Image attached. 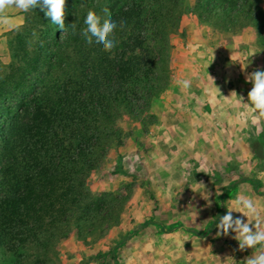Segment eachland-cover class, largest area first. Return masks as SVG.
Segmentation results:
<instances>
[{
  "label": "trees",
  "instance_id": "1",
  "mask_svg": "<svg viewBox=\"0 0 264 264\" xmlns=\"http://www.w3.org/2000/svg\"><path fill=\"white\" fill-rule=\"evenodd\" d=\"M140 2L65 0L64 30L36 7L8 32L10 61L0 65V264H58L56 245L71 230L86 242L118 223L126 198L94 195L87 179L121 144L122 115L145 111L168 86L179 4ZM105 7L118 26L107 52L79 35L87 13L104 18ZM191 11L230 33L262 30L258 0H194Z\"/></svg>",
  "mask_w": 264,
  "mask_h": 264
},
{
  "label": "rangeland",
  "instance_id": "2",
  "mask_svg": "<svg viewBox=\"0 0 264 264\" xmlns=\"http://www.w3.org/2000/svg\"><path fill=\"white\" fill-rule=\"evenodd\" d=\"M193 4L194 0H179L182 11L177 6L173 8L177 22L175 29L169 31L166 88L175 80L177 69L186 70L189 65L177 63V57H186L184 61L191 55L196 58L194 50L201 41L209 50L249 28L246 36H254L264 52V0H258L261 12L257 20L262 30L246 25L235 33L200 20L191 11ZM136 5L142 6L140 0H136ZM260 60L263 65L264 57ZM162 92L150 99L145 111L122 115L117 122L121 144L110 147L103 162L87 179V188L94 195L106 192L126 198L118 223L108 227L101 237L86 242L71 230L56 245L58 264H213L216 253L205 246L214 239L206 235L215 229L222 215V197L216 206L195 205L190 186L221 176L205 156L213 146L206 138L214 137V133L199 136L205 140L193 141L189 133L176 136L172 121L171 131L164 128V134L159 129ZM256 126L248 123V149L264 145V140H260L264 132L258 134ZM230 144L238 147L237 140ZM204 191L213 195L216 190Z\"/></svg>",
  "mask_w": 264,
  "mask_h": 264
},
{
  "label": "crops",
  "instance_id": "3",
  "mask_svg": "<svg viewBox=\"0 0 264 264\" xmlns=\"http://www.w3.org/2000/svg\"><path fill=\"white\" fill-rule=\"evenodd\" d=\"M8 14L13 19V25L0 26V65H6L10 61L8 32L23 25L25 20V12L18 9H9ZM249 31V28H246L239 36L225 39L224 43L219 42L209 50L204 47V41H201L197 44L199 47L194 50L196 58L191 55L184 61L186 57H177V63L189 65L186 70H183V67L177 69L175 80L162 92L159 100V129L166 134L164 128L170 130L173 121L176 136L189 133L193 141L205 140L199 136L214 133V137L206 138L210 140L208 144L212 143L213 146L205 156H208L207 163L213 165L214 172L221 176L205 183H192L190 189L193 204L216 206L222 200L221 217L228 209L233 208V201L238 196H244L253 201L261 220L264 221V145L257 149L247 148V126L251 120L245 123L242 115L246 111L245 107L237 103L238 97L230 94L235 91L238 96L244 97L243 102L246 103L247 93L252 87L251 83L245 82L246 75L256 70L264 71V64L259 62L264 57V52L260 45H257L254 36H246ZM202 55L208 58L203 59ZM182 79H190L192 82L187 92L182 91L176 84L177 80ZM228 97L229 99H225ZM259 127H264V120H261ZM236 140L238 147H231L233 145L230 143ZM260 140H264V134ZM218 141H221V144H216ZM205 188H213L216 191L209 195V192L204 191ZM220 197L222 199L219 201ZM232 215L234 218L241 217L246 220L241 213L233 212ZM214 228L216 230L212 229L206 235L214 240L205 248H211L216 253L214 260H211L213 264H222L229 257V245L238 242L232 238L234 233L231 231L227 236H217L216 226ZM196 243L198 244V241ZM252 251H242V261L251 255Z\"/></svg>",
  "mask_w": 264,
  "mask_h": 264
},
{
  "label": "clouds",
  "instance_id": "4",
  "mask_svg": "<svg viewBox=\"0 0 264 264\" xmlns=\"http://www.w3.org/2000/svg\"><path fill=\"white\" fill-rule=\"evenodd\" d=\"M39 7L44 12L45 17L64 30V7L65 0H0V26L11 27L13 19L8 14V10L15 8L22 12H28L31 9ZM104 18L97 15L94 11H89L84 18L83 26L79 27V35L83 41L91 46L93 44L102 46L103 51H111L115 43L110 39V34L117 29V24L111 20V14L107 7L103 8ZM75 34L77 32V23L70 25ZM126 23L121 21L119 28L124 30ZM212 81V78L209 77ZM213 82V81H212ZM246 83H251L252 87L247 93V102L244 97L238 96L235 91L231 96L238 97V104L245 107L246 111L242 113L245 123L250 119L253 125H257V132L264 130L259 127L261 120H264V71L256 70L245 77ZM176 84L182 91L187 92L191 88L190 79L177 80ZM230 97V96H229ZM225 98V99H229ZM238 212L241 217L234 218L232 213ZM217 236H227L231 231L234 233L233 239L238 242V250L252 249V254L245 257L240 264H264V221L261 220L257 212L256 205L250 198L238 196L233 201V208L228 209L226 213L219 217L216 224Z\"/></svg>",
  "mask_w": 264,
  "mask_h": 264
},
{
  "label": "built area",
  "instance_id": "5",
  "mask_svg": "<svg viewBox=\"0 0 264 264\" xmlns=\"http://www.w3.org/2000/svg\"><path fill=\"white\" fill-rule=\"evenodd\" d=\"M230 254L228 259L223 261L222 264H240L242 262V251L238 250V243L234 242L229 245Z\"/></svg>",
  "mask_w": 264,
  "mask_h": 264
}]
</instances>
